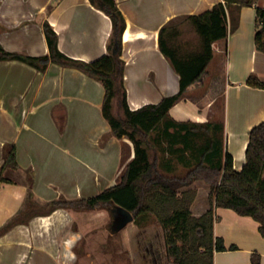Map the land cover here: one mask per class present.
I'll use <instances>...</instances> for the list:
<instances>
[{
	"label": "crops",
	"instance_id": "crops-1",
	"mask_svg": "<svg viewBox=\"0 0 264 264\" xmlns=\"http://www.w3.org/2000/svg\"><path fill=\"white\" fill-rule=\"evenodd\" d=\"M116 1L126 22L121 58L127 103L134 110L157 103L180 87L178 73L159 49L160 27L177 17L182 25L188 22L184 16L201 14L219 0ZM257 6L264 8V0L240 7L236 29L213 42L205 72L169 110L178 121H221L224 147L237 170L245 163L248 131L264 120V88L245 83L249 74L264 81V52L254 45ZM44 22L56 32L59 50L71 58L92 61L109 53L111 18L89 0H0L1 46L29 56L49 54ZM213 59L219 60L220 72L206 92L194 96L192 92L204 85ZM212 90L222 96L218 118L214 116L216 97L209 96ZM103 96L102 83L77 68L49 62L38 70L18 59L0 60V228L29 204L41 212L53 199L92 196L120 180L134 156L133 145L125 136L111 134L101 113ZM123 145L128 147L126 154ZM12 146L18 167H3L5 149ZM170 162L167 158L159 168L165 173L186 170L185 166L173 170ZM192 186L198 190L191 210L198 216L210 206L209 186L201 179ZM85 211L58 207L37 213L26 223H15L0 236V264H76L77 245L86 229L80 221ZM127 223L135 225L137 235H150L155 225L151 216L143 218L142 225L134 219ZM126 229L125 225L120 230ZM152 234L142 246L144 253L139 239L135 250L124 234L133 263L137 252L140 264H173L166 256L163 230L159 227ZM213 234L226 246L214 251L213 264H252L253 252L264 264V237L251 216L215 207ZM153 239L162 241V246L155 247ZM231 245L237 248L230 249Z\"/></svg>",
	"mask_w": 264,
	"mask_h": 264
},
{
	"label": "trees",
	"instance_id": "trees-1",
	"mask_svg": "<svg viewBox=\"0 0 264 264\" xmlns=\"http://www.w3.org/2000/svg\"><path fill=\"white\" fill-rule=\"evenodd\" d=\"M89 1L111 18L112 31L107 42L109 53L92 61L71 58L59 50L56 32L48 22H44L49 54L29 56L8 52L0 44V60L18 59L38 70H44L49 62H54L77 68L100 81L104 87L101 113L112 135L117 138L127 136L130 139L134 156L117 183L92 196H61L53 199L47 209L41 212L29 204L0 228V236L15 223H26L33 215L47 214L58 207L80 210L106 208L117 214L127 210L139 225H142L143 218L151 216L162 226L169 262L213 264L214 251L226 249L223 239L213 234L214 208L227 207L257 220L259 231L264 237V120L248 131L245 163L237 170L233 166L232 154L218 145L217 140L210 135L213 122L178 121L169 113L170 108L183 97L187 87L198 81L205 72L213 56V42L236 29L240 7L253 5L257 0H219L201 14L184 16L198 35V42L194 46L191 41L180 39L181 17L170 19L162 25L158 32V46L178 73L180 87L176 93L163 96L159 102L145 104L134 110L127 103L125 61L121 58V40L126 27L124 15L116 0ZM116 44L118 47L113 53ZM254 45L256 50L264 52V8L259 6L256 7ZM245 83L264 88V81L255 74H249ZM156 129L162 132L175 151L178 145L175 140L178 137L186 141L192 134H206L207 141L199 148L194 163L187 161L184 172L165 173L159 168L158 155H151L149 151V142L152 140L150 134ZM4 155L3 167H18L15 146L5 149ZM199 179L209 186L207 198L210 206L196 216L191 206L197 188L192 184ZM4 181L10 180L4 178ZM229 248L237 247L231 245ZM251 261L252 264H260V255L253 252Z\"/></svg>",
	"mask_w": 264,
	"mask_h": 264
},
{
	"label": "rangeland",
	"instance_id": "rangeland-1",
	"mask_svg": "<svg viewBox=\"0 0 264 264\" xmlns=\"http://www.w3.org/2000/svg\"><path fill=\"white\" fill-rule=\"evenodd\" d=\"M180 28L182 31L180 39L189 40L193 46L194 44L196 45L198 42V35L194 31L191 24L189 22H184ZM220 66L221 64L219 63V60L213 59L211 61L209 65V73L205 77L204 85L192 92L194 96L201 95L208 90L209 85H211L212 77L220 72ZM209 92V96L213 95V97H216L214 116L218 118L220 115V105L218 104L221 103V93L218 90H212ZM213 124L214 125L210 130V135L214 140H217L216 142L218 145H222V147H224V135L221 127V121H214ZM170 130L173 129L171 128ZM182 132H184V129L181 131V133ZM125 137L131 143V145H133L130 139L127 136ZM150 138H152V140H150L151 142H149V151L151 155H158V158H160V166L164 164L167 158H170L172 160L170 164L172 165L173 170H175L177 167L187 165V161H189L190 164H193L197 157L199 148H201L202 145H205L207 141L206 134H192L188 136L186 141H184L182 137H178L175 140L178 142V145L175 146V148H177L175 152V149H173L174 146L172 148L169 146L165 136L162 135V132L159 129L152 131ZM127 151V145H123V154H126ZM178 155L180 156L179 158ZM178 171L179 170H177V172ZM194 187L197 188V186ZM82 214H84L82 215L84 218L80 221L83 226L86 227V229L82 236V241L77 245L78 261L76 264H134V261L131 259V255L128 252L127 246L124 244V238L128 236L130 237L131 248L135 250L137 248V239H139L140 252L144 253L142 246L147 244V241L153 238L154 234L152 233L157 232V228L160 227L162 229V226L152 217L155 221V225L152 226L150 235H137L136 231L134 230L136 228L135 225L132 223L128 224L127 222L122 224L124 216L120 212L117 214L115 212H110L106 208H98L90 211L87 210ZM95 214H97V218H95ZM125 225L127 229L125 231H121V227ZM123 233L126 234L125 237ZM140 238H142V240ZM153 242L155 247H157L159 244L160 247L162 246V241L153 239ZM135 256V264H140L139 260L137 259V252L135 253Z\"/></svg>",
	"mask_w": 264,
	"mask_h": 264
},
{
	"label": "water",
	"instance_id": "water-1",
	"mask_svg": "<svg viewBox=\"0 0 264 264\" xmlns=\"http://www.w3.org/2000/svg\"><path fill=\"white\" fill-rule=\"evenodd\" d=\"M117 44H116V46L113 48V53H115L116 52V50H117ZM122 214H123V216H124V218H123V220H122V224H125L126 222H128V221H130V220H132L133 219V215L130 213V212H128L127 210H122Z\"/></svg>",
	"mask_w": 264,
	"mask_h": 264
},
{
	"label": "bare ground",
	"instance_id": "bare-ground-1",
	"mask_svg": "<svg viewBox=\"0 0 264 264\" xmlns=\"http://www.w3.org/2000/svg\"><path fill=\"white\" fill-rule=\"evenodd\" d=\"M127 36V33L125 34V37Z\"/></svg>",
	"mask_w": 264,
	"mask_h": 264
}]
</instances>
